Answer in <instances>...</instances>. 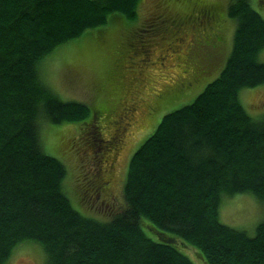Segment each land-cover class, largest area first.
<instances>
[{"label":"trees","instance_id":"1","mask_svg":"<svg viewBox=\"0 0 264 264\" xmlns=\"http://www.w3.org/2000/svg\"><path fill=\"white\" fill-rule=\"evenodd\" d=\"M138 2L0 0V264L26 241L42 248L44 264H194L178 244L197 249L204 264H264V221L248 235L218 218L224 197L264 202V116L250 117L239 100L240 90L264 84L256 58L264 18L249 0L228 2L236 28L218 77L165 114L131 156L122 207L94 219L65 195V166L45 152L42 128L84 120L89 109L48 88L40 61L111 14L128 25ZM166 48L175 45H165L164 56ZM159 72L150 66L154 81ZM103 171L91 179L96 195L108 188Z\"/></svg>","mask_w":264,"mask_h":264},{"label":"rangeland","instance_id":"2","mask_svg":"<svg viewBox=\"0 0 264 264\" xmlns=\"http://www.w3.org/2000/svg\"><path fill=\"white\" fill-rule=\"evenodd\" d=\"M249 1L252 9L264 18V5L259 0ZM228 2L139 0L136 18L128 20V25L118 19L121 15L111 14L104 26L87 30L42 58L39 70L47 87L61 100L81 102L89 109L84 120L54 126L44 124L42 128L45 152L64 164L65 195L81 215L105 218L109 209L122 207L123 186L133 153L153 134L165 114L193 102L204 87L218 77L232 50L236 28L235 19L227 11ZM201 7L213 9L210 19L194 17L193 11L197 13ZM171 44L175 45L174 50L166 48L164 56L163 48ZM177 56L190 69L186 75L196 74L193 84L160 106L143 126L125 131L124 140L111 143L108 148L98 141L97 138L113 137V121L122 104L130 107L133 100L142 98L135 95L133 89L127 95V85L142 88L150 66L158 68L162 62L174 80ZM256 58L264 62V48ZM239 100L250 117L261 119L264 116V84L240 90ZM96 110H101L99 117L93 116ZM119 146L120 149L114 150ZM97 165L101 166L98 170ZM102 168L101 177L107 181L108 188L96 195L90 189L91 179ZM218 218L227 226L253 235L255 226L264 221V202L248 194L224 197L218 206ZM144 232L157 240L154 232L146 229ZM178 246L194 264H204L197 249ZM44 262L42 248L26 241L12 250L5 264Z\"/></svg>","mask_w":264,"mask_h":264},{"label":"flooded vegetation","instance_id":"3","mask_svg":"<svg viewBox=\"0 0 264 264\" xmlns=\"http://www.w3.org/2000/svg\"><path fill=\"white\" fill-rule=\"evenodd\" d=\"M212 8H200L197 13L193 11L194 17L199 20L208 19L211 16ZM143 49V48H142ZM179 58V56H177ZM176 72L174 80H171L169 76L170 71L164 68H160L158 73L159 80L154 81L152 79L153 74L148 73L144 80V85L140 89L129 88L126 94H130V90L133 89L142 98L137 101L133 100V104L130 107L122 104L120 109L116 112L117 117L113 121L112 133L113 137L109 139L100 138L97 140L104 143L105 147H109L111 143H118L124 138L125 131H129L133 127L143 126L144 123L152 118L159 110V107L174 97H177L180 92H184L186 88L191 86L195 81L196 74L193 73L191 77L186 75L190 69L186 65H183V60L180 58L177 60ZM166 71V72H165ZM161 73V74H160ZM154 85V86H153ZM178 86V87H177ZM122 101V100H121ZM146 101V102H145ZM143 108V112L140 111ZM124 140V139H123ZM121 146L114 150L120 149ZM110 165V163H108ZM107 182H105L106 184Z\"/></svg>","mask_w":264,"mask_h":264},{"label":"bare ground","instance_id":"4","mask_svg":"<svg viewBox=\"0 0 264 264\" xmlns=\"http://www.w3.org/2000/svg\"><path fill=\"white\" fill-rule=\"evenodd\" d=\"M173 58V57H172ZM156 65V64H155ZM153 68V67H152ZM154 72V71H153ZM166 72V71H165ZM157 73V72H156ZM161 74V73H160ZM157 78H158V76H157ZM159 79V78H158ZM178 87V86H177ZM139 89V88H138ZM146 102V101H145ZM143 112V111H142Z\"/></svg>","mask_w":264,"mask_h":264}]
</instances>
